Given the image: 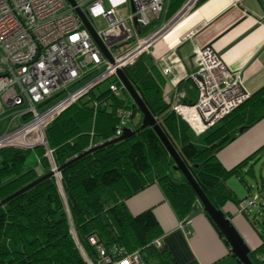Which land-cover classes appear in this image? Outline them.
<instances>
[{
  "label": "trees",
  "instance_id": "trees-1",
  "mask_svg": "<svg viewBox=\"0 0 264 264\" xmlns=\"http://www.w3.org/2000/svg\"><path fill=\"white\" fill-rule=\"evenodd\" d=\"M186 1L169 0L166 18L173 17ZM124 71L213 205L221 209L227 201L239 203L241 198L227 179L240 174L256 153L227 169L217 152L236 137L238 128L249 126L243 124L240 110L264 88L226 116L223 124L206 135L205 145L199 146L192 140L188 124L165 100L164 74L152 55L142 54ZM120 109L131 110L133 117L139 115L133 128L141 125L143 115L127 90L116 94L109 83L106 89L98 93L92 89L65 108L46 130L58 168L95 144L114 138ZM89 120L92 125L84 129ZM37 149L36 164L41 165V171L36 164L27 163L31 149L0 148V200L51 171L44 148ZM173 164L156 131L146 127L65 165L60 179L47 177L0 206V264H88L83 251L95 260L97 245L117 256L122 255L121 250H138L148 264H177L169 252L153 244L162 229L151 212L133 215L125 202L156 178L175 209L189 214L198 197L184 176L182 180L173 176ZM246 185L251 190V185ZM92 236L96 244L91 243ZM259 237L260 245L250 252L254 264H264V234Z\"/></svg>",
  "mask_w": 264,
  "mask_h": 264
},
{
  "label": "built area",
  "instance_id": "built-area-1",
  "mask_svg": "<svg viewBox=\"0 0 264 264\" xmlns=\"http://www.w3.org/2000/svg\"><path fill=\"white\" fill-rule=\"evenodd\" d=\"M166 2L75 0L73 4L69 0H0V113L7 107L15 108L8 127L0 133V148H44L51 170L60 179L46 135L48 126L65 108L106 80L116 94L125 89L118 69H125L148 53L166 28L196 4V0H187L168 22L145 33L160 18ZM77 8L85 13L112 60L99 47ZM97 18H103L107 26L100 29ZM192 35L190 32L187 38ZM122 45H127L123 51L113 53ZM191 60L194 68L181 77L195 84L196 98L182 101L185 93L179 92V102L173 109L196 135H201L247 101L251 92L245 88L240 72L230 69L210 44L197 47ZM157 61L165 76L183 70V61L175 50ZM178 81L172 80L174 84ZM63 92L66 93L54 101ZM119 113L121 121L115 137L123 133L133 117L131 110L120 109ZM259 199L258 194L250 193L239 201L238 210L250 215L252 209L262 206ZM90 241L97 242L93 236ZM153 244L161 246L159 239ZM97 251L95 260L83 251L88 264H148L138 250H121L122 255L117 256L97 245Z\"/></svg>",
  "mask_w": 264,
  "mask_h": 264
},
{
  "label": "crops",
  "instance_id": "crops-1",
  "mask_svg": "<svg viewBox=\"0 0 264 264\" xmlns=\"http://www.w3.org/2000/svg\"><path fill=\"white\" fill-rule=\"evenodd\" d=\"M168 4L169 0L160 16V19L164 17V23L172 18H166ZM190 32H193V35L187 38ZM209 44L217 50L230 69L240 72L243 84L251 92V96L259 93L264 88V0H204L166 28L148 53L157 61L163 54L175 50L183 61V70L179 73L174 71L168 76L164 75V98L172 108L179 102V92L185 93L182 101L195 100L196 90L194 93L190 89L187 90L191 80L181 75L194 68L191 60L193 51ZM173 79L179 81L174 84ZM240 112L245 117L243 124L249 126L238 128L236 137L217 152V158L223 167L230 169L256 153L255 157L242 167L240 174H235L247 189L246 197L254 188L247 175L257 179L255 166L263 157L264 90L244 104ZM223 123L224 120H221L201 135H196L189 128L192 140L197 145L204 146L206 135ZM241 128L243 130H240ZM178 173L174 170L173 176L182 180ZM232 176L227 179V184L234 190L235 183L230 181ZM240 176L251 185V190ZM261 184L260 187L264 190V181ZM234 192L237 198H241L235 190ZM125 202L133 215L144 211L151 212L162 229L161 236L156 238L160 240L161 246L156 248L169 252L177 264L192 261L196 264H239L230 246L225 244L224 237L208 218L199 199L189 214H181L171 203L159 180L154 178L147 187L128 197ZM222 208L240 227L242 218L238 203L227 201ZM244 215L251 222L248 215ZM260 243L261 239L257 247Z\"/></svg>",
  "mask_w": 264,
  "mask_h": 264
},
{
  "label": "water",
  "instance_id": "water-1",
  "mask_svg": "<svg viewBox=\"0 0 264 264\" xmlns=\"http://www.w3.org/2000/svg\"><path fill=\"white\" fill-rule=\"evenodd\" d=\"M71 3L75 4V0H69ZM78 13L82 17L85 25L90 30L92 36L94 37L95 41L99 45V47L102 49L104 54L112 60V56L110 52L107 50L106 45L102 41V39L97 35L93 25L85 15V13L80 9L77 8ZM136 20V19H135ZM137 23V21H135ZM118 76L121 79V82L123 83L125 89L130 94L133 101L137 104L139 110L142 113V120L141 125L138 128H133L131 126H125L123 128V133L117 137H114L112 139H109L105 142H101L99 144H95L94 146L86 149L79 155L74 156L72 159L68 160L65 165L70 164L74 160L78 159L79 157L87 154L88 152L95 150L99 147L105 146L109 143L122 140L124 138H127L131 136L133 133L137 132L140 129H144L146 127H152L158 136L160 137L161 141L167 148L170 156L174 160L173 169L180 171L183 176L186 178V180L190 183V185L195 190L198 199L200 200L201 204L203 205V208L205 210V213L207 214L210 221L215 226L216 230L220 235L224 237L225 244L230 246L232 253L237 257L239 264H254L250 257V252L252 249L248 246L243 236L240 234L238 229L233 224L232 219L226 215L223 208L219 209L213 203L210 201L196 178L194 177L193 173L191 172L188 165L185 163L183 158L181 157L179 151L176 149L174 144L171 142L163 128L161 127L158 119L153 115V113L148 108L147 104L143 100L142 96L140 95L139 91L135 87V85L131 82V80L127 77L124 69H118ZM240 130H243L242 128ZM65 165L61 166L59 168L62 169ZM54 175V171H49L37 179L33 180L32 182L26 184L25 186L21 187L17 191L13 192L12 194L6 196L5 198L0 200V206L5 204L10 199L14 198L15 196L19 195L20 193L28 190L29 188L33 187L34 185L38 184L42 180H44L47 177H50Z\"/></svg>",
  "mask_w": 264,
  "mask_h": 264
},
{
  "label": "rangeland",
  "instance_id": "rangeland-1",
  "mask_svg": "<svg viewBox=\"0 0 264 264\" xmlns=\"http://www.w3.org/2000/svg\"><path fill=\"white\" fill-rule=\"evenodd\" d=\"M197 1L198 0H196V2ZM123 7H126V6H123ZM96 23L99 25L100 29L105 28L107 26V23L103 18H97ZM163 23H164V17L161 18L160 20H154V22L147 29H145V33L157 30L161 25H163ZM126 46L127 45H122V46L114 48L113 53H119V52L123 51L126 48ZM150 49H151V47H150ZM108 83L109 82L107 80L102 82L101 84H99L97 87L94 88V91L96 93H98L99 91L106 89L108 87ZM72 89L73 88H71V90ZM188 89H190L192 93L195 92L196 86L192 81L188 83L187 90ZM64 93H66V92L59 94V96H57L54 99V101L59 99L61 96H63ZM14 111H15L14 107H7L4 112L0 113V133H2L8 127L9 121H10ZM176 114L179 115L177 112H176ZM138 118H139V115L137 114L134 117H132L127 122L128 124H126V125L127 126H134L133 122L137 121ZM92 123H93L92 120H89L88 122H86L84 124V129H89L90 126L92 125ZM38 156H39L38 149L37 148L31 149L27 163L28 164H36V162L38 161ZM262 156L263 157L261 158V161H259L255 166L257 179L253 178L250 175H247L249 183L254 186L252 193L253 194L256 193L260 196V199L258 200V202H259V204H262V206L258 205L257 207L252 209L251 214L248 215L251 222L248 221L247 217L243 213H240V217L242 218V223H241L240 227L237 226L234 219L229 216L232 219L233 224L238 229V231L243 236L246 243L248 244V246L251 249L256 248L259 241H260L258 232L264 234V190H262V188L260 187L262 185L261 182L264 181V151L262 153ZM36 167L39 171H41L42 167L40 164H36ZM177 172H179L178 175L180 174L181 177H183L180 171H177ZM230 181L235 183V186H233V187H234V190L236 191V193L241 198H244L245 195H247V189L243 185V183L235 175L232 176V179ZM153 261H155V260H153Z\"/></svg>",
  "mask_w": 264,
  "mask_h": 264
},
{
  "label": "bare ground",
  "instance_id": "bare-ground-1",
  "mask_svg": "<svg viewBox=\"0 0 264 264\" xmlns=\"http://www.w3.org/2000/svg\"><path fill=\"white\" fill-rule=\"evenodd\" d=\"M157 20V19H156ZM135 21H137V20H135ZM154 22V21H153ZM136 23V22H135ZM98 35V34H97ZM94 38V37H93ZM103 41V40H102ZM105 44V43H104ZM108 50V49H107ZM109 51V50H108Z\"/></svg>",
  "mask_w": 264,
  "mask_h": 264
}]
</instances>
